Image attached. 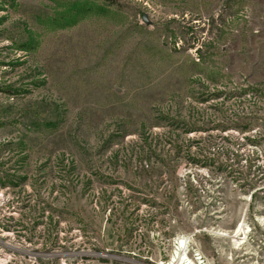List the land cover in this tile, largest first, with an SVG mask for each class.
Listing matches in <instances>:
<instances>
[{
    "label": "rangeland",
    "instance_id": "rangeland-1",
    "mask_svg": "<svg viewBox=\"0 0 264 264\" xmlns=\"http://www.w3.org/2000/svg\"><path fill=\"white\" fill-rule=\"evenodd\" d=\"M116 1L0 0V264H264V0Z\"/></svg>",
    "mask_w": 264,
    "mask_h": 264
},
{
    "label": "trees",
    "instance_id": "trees-1",
    "mask_svg": "<svg viewBox=\"0 0 264 264\" xmlns=\"http://www.w3.org/2000/svg\"><path fill=\"white\" fill-rule=\"evenodd\" d=\"M102 1L105 2L106 8L88 3L76 4L71 8L67 9L66 11L60 13L57 17H52V18L50 17V23L58 24L59 27L72 26L76 24L79 21V19H82L84 16H87L89 14H98V15L105 14L107 11H109V8L112 7L117 9L119 7V3L116 0H102ZM25 48L26 49L33 48V43L31 42V40H29V42L25 44ZM245 91H246L245 88H239L236 93L242 94L245 93ZM221 92H223V90H216L212 93V95L218 96ZM246 128L247 127H241V129H246ZM230 150L231 149H224L223 147L221 148L222 153L234 155V152H231ZM0 183L2 185H5V183L1 180Z\"/></svg>",
    "mask_w": 264,
    "mask_h": 264
},
{
    "label": "built area",
    "instance_id": "built-area-1",
    "mask_svg": "<svg viewBox=\"0 0 264 264\" xmlns=\"http://www.w3.org/2000/svg\"><path fill=\"white\" fill-rule=\"evenodd\" d=\"M86 256H88V255L87 254H82L80 256L79 264H116L112 260H108V259H104V258H102V260L90 259V258H87ZM63 264H65V261H64Z\"/></svg>",
    "mask_w": 264,
    "mask_h": 264
},
{
    "label": "bare ground",
    "instance_id": "bare-ground-1",
    "mask_svg": "<svg viewBox=\"0 0 264 264\" xmlns=\"http://www.w3.org/2000/svg\"><path fill=\"white\" fill-rule=\"evenodd\" d=\"M178 243L180 244L179 246L180 247H183L181 249H185L186 246L184 244V240L181 239V240H178ZM183 252V251H182ZM186 251L184 250V252L182 254H180L181 256L179 258H177L178 260H180V264H193L192 260L189 259V257L186 255Z\"/></svg>",
    "mask_w": 264,
    "mask_h": 264
},
{
    "label": "water",
    "instance_id": "water-1",
    "mask_svg": "<svg viewBox=\"0 0 264 264\" xmlns=\"http://www.w3.org/2000/svg\"><path fill=\"white\" fill-rule=\"evenodd\" d=\"M143 19L145 20V16L143 17Z\"/></svg>",
    "mask_w": 264,
    "mask_h": 264
}]
</instances>
